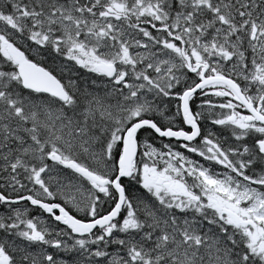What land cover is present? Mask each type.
I'll list each match as a JSON object with an SVG mask.
<instances>
[{
  "label": "snow or ice",
  "instance_id": "snow-or-ice-1",
  "mask_svg": "<svg viewBox=\"0 0 264 264\" xmlns=\"http://www.w3.org/2000/svg\"><path fill=\"white\" fill-rule=\"evenodd\" d=\"M0 264H264V0H0Z\"/></svg>",
  "mask_w": 264,
  "mask_h": 264
}]
</instances>
